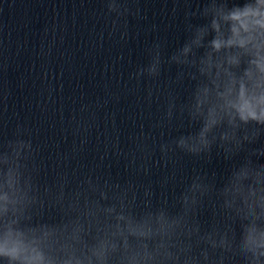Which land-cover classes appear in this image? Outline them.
Masks as SVG:
<instances>
[{"label":"clouds","instance_id":"clouds-1","mask_svg":"<svg viewBox=\"0 0 264 264\" xmlns=\"http://www.w3.org/2000/svg\"><path fill=\"white\" fill-rule=\"evenodd\" d=\"M138 2L103 0L121 39L129 17L144 18L130 6ZM171 3L173 16L183 12V43L167 54L154 40L129 79L157 85L146 96L158 106L153 128L194 130L159 140L142 130L126 146L105 136L89 167L95 112L91 123L71 117V147L54 160L17 123L0 135V264H264V0ZM214 152L229 163L220 181L202 170L178 177L183 157ZM111 159L125 162L127 179L100 171ZM155 169V184L141 180Z\"/></svg>","mask_w":264,"mask_h":264}]
</instances>
